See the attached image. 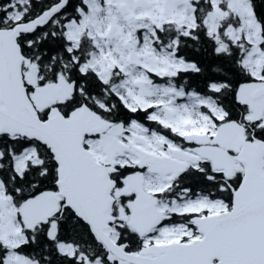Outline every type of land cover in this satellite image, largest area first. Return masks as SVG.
Listing matches in <instances>:
<instances>
[{"label": "snow or ice", "instance_id": "snow-or-ice-1", "mask_svg": "<svg viewBox=\"0 0 264 264\" xmlns=\"http://www.w3.org/2000/svg\"><path fill=\"white\" fill-rule=\"evenodd\" d=\"M0 264H264V0H0Z\"/></svg>", "mask_w": 264, "mask_h": 264}]
</instances>
